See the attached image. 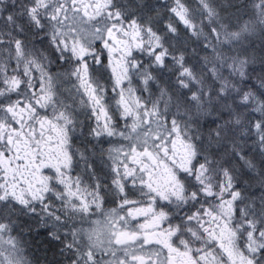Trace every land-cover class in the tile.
<instances>
[{"label": "snow or ice", "instance_id": "snow-or-ice-1", "mask_svg": "<svg viewBox=\"0 0 264 264\" xmlns=\"http://www.w3.org/2000/svg\"><path fill=\"white\" fill-rule=\"evenodd\" d=\"M0 264H264V0H0Z\"/></svg>", "mask_w": 264, "mask_h": 264}]
</instances>
